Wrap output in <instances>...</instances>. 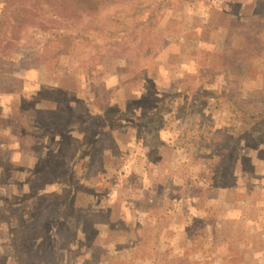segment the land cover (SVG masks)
Returning <instances> with one entry per match:
<instances>
[{"label": "rangeland", "instance_id": "1", "mask_svg": "<svg viewBox=\"0 0 264 264\" xmlns=\"http://www.w3.org/2000/svg\"><path fill=\"white\" fill-rule=\"evenodd\" d=\"M66 1L118 36L78 66L62 29L25 33L0 76V264H264V0H169L135 41L143 0ZM15 8L0 0L1 36ZM15 73L59 88L16 102ZM108 108L131 118L76 131Z\"/></svg>", "mask_w": 264, "mask_h": 264}, {"label": "trees", "instance_id": "2", "mask_svg": "<svg viewBox=\"0 0 264 264\" xmlns=\"http://www.w3.org/2000/svg\"><path fill=\"white\" fill-rule=\"evenodd\" d=\"M121 1L126 2V5H128V3H131L132 0ZM6 2L8 6L12 5L18 8H15V10L13 11L14 15L8 23L9 28L6 35L1 36L0 31V63H5L4 68H6L4 73H1L0 75L2 78L4 77V74H7L12 70V68L18 61L15 56V52H17V50L23 45L22 36L25 35V33L26 37L30 38L33 37L34 34L45 33L48 32V30L52 31L57 28L62 29L63 33H55V35L62 36L63 34H68V37L72 44L71 59L75 62L74 65L79 66L86 60H90L92 63L101 60L100 58L105 47L114 44V41L111 40V38H107L106 36L109 33L111 34V37H113L114 34H117L114 33L115 31H111V25L113 24V26H116L120 23L119 19H114V17H112L110 14H105L99 11L76 10L72 7V5H69L66 0H6ZM151 3L152 2H146V0H143L140 3L134 2V4L130 6L136 11L140 10L146 12L151 9L153 10L152 13L147 17V20L138 22L131 27L132 29L130 36L132 41L137 40L138 35L142 33L141 29L146 26L149 23V20L154 16V11H158V9L161 8H167L169 5H171V2L169 0H161L159 2L155 1L153 2V4ZM125 7H122L121 9L124 11ZM28 27L31 30L27 33L25 32V30ZM124 31L126 30L124 29ZM124 31H121V34ZM116 36H118V34L114 37ZM81 46L85 47L83 49L84 53L81 52L82 49H79ZM59 49L60 44L58 43L55 47L54 52H57ZM38 54L40 53H34V55ZM50 58L52 59V64L58 63L59 57L57 55H55L54 58ZM10 77L11 75L9 76V79H11ZM11 81V84L13 85L11 86L12 90H19L21 88L18 86L16 87L12 79ZM213 91L214 90L208 91L207 94H214ZM43 94L44 92L40 93V95ZM228 99L233 101V99L230 97H228ZM248 106L249 105H245L244 108H239L240 112H242L243 115H251L253 119L262 115L258 114L261 110L257 106H252V112ZM158 107L161 109V106ZM130 112L131 111L124 110V108H108L105 113L98 114L96 112L95 114L94 111L85 109V111L83 112L84 114L79 115V118L83 124H81V126L77 128L76 131L84 136L83 133H85V131H87L89 127L88 123L85 122H87L88 117L94 115H96L97 119H102L104 116L106 117L120 115L115 121H112V127L116 128L117 126L123 125L125 120L131 118H128ZM158 116L159 111L155 113H148L140 117H138L137 115L132 116V118H135V121L140 123L143 121L145 122L147 119L154 120ZM44 125L47 127V125L50 126L51 124L46 123ZM52 129L53 127H51V130ZM102 129H109V127L107 124H104ZM96 134L97 133L94 132L93 139H91L92 144L89 146V148L95 146L101 138V135ZM86 150L87 149L83 146L79 148V152H77L75 159L72 160H76L74 162L75 167L79 164L82 156H85Z\"/></svg>", "mask_w": 264, "mask_h": 264}, {"label": "crops", "instance_id": "3", "mask_svg": "<svg viewBox=\"0 0 264 264\" xmlns=\"http://www.w3.org/2000/svg\"><path fill=\"white\" fill-rule=\"evenodd\" d=\"M20 70L23 71V69H19V71ZM15 74L16 75H14V77H16L18 80L22 81L24 87L22 88V90H20L21 92H14V93L9 92V93H6L4 95H5V97L11 98V99L13 98L14 100H16V102L19 101V99L21 98L20 95H22V94H25L24 96H29V94H30L31 97H35V96L40 95V93H42L43 90L46 89V87H52V88H57V89L59 88V87L53 86V85H51V86H48L47 84L43 85V83L36 84V82H31L30 80H27L26 77L24 75H21L20 73L19 74L15 73ZM27 88H29L30 90ZM27 90H29V92ZM2 98H4V97H2ZM1 104H5V102L1 101Z\"/></svg>", "mask_w": 264, "mask_h": 264}]
</instances>
